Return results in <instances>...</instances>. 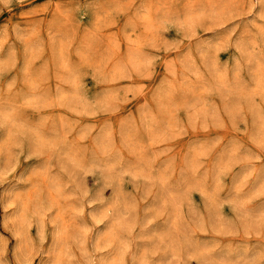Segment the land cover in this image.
I'll return each instance as SVG.
<instances>
[{
    "label": "rangeland",
    "instance_id": "1",
    "mask_svg": "<svg viewBox=\"0 0 264 264\" xmlns=\"http://www.w3.org/2000/svg\"><path fill=\"white\" fill-rule=\"evenodd\" d=\"M0 264H264V0H0Z\"/></svg>",
    "mask_w": 264,
    "mask_h": 264
},
{
    "label": "bare ground",
    "instance_id": "2",
    "mask_svg": "<svg viewBox=\"0 0 264 264\" xmlns=\"http://www.w3.org/2000/svg\"><path fill=\"white\" fill-rule=\"evenodd\" d=\"M112 209V208H111ZM114 211V210H113ZM118 212V211H117ZM116 220H118V219H116ZM112 221H113V219H112ZM115 221V220H114ZM118 223H119V221H118Z\"/></svg>",
    "mask_w": 264,
    "mask_h": 264
}]
</instances>
